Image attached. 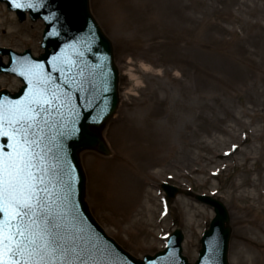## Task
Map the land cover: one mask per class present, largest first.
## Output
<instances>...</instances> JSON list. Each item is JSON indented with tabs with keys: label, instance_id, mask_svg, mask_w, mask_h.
Segmentation results:
<instances>
[{
	"label": "rangeland",
	"instance_id": "rangeland-1",
	"mask_svg": "<svg viewBox=\"0 0 264 264\" xmlns=\"http://www.w3.org/2000/svg\"><path fill=\"white\" fill-rule=\"evenodd\" d=\"M112 43L119 105L100 129L109 153L85 149L89 211L137 259L184 234L194 263L229 210L230 264H264V0H89ZM44 23L0 2V47L40 56ZM7 63L8 58L0 55ZM22 82L0 73V91ZM163 183L179 187L169 198Z\"/></svg>",
	"mask_w": 264,
	"mask_h": 264
},
{
	"label": "water",
	"instance_id": "water-1",
	"mask_svg": "<svg viewBox=\"0 0 264 264\" xmlns=\"http://www.w3.org/2000/svg\"><path fill=\"white\" fill-rule=\"evenodd\" d=\"M0 2L16 12L21 22L29 14L34 22L42 20L45 24L44 53L39 57L31 50L17 53L0 48V53L10 59L5 64L0 58V72L15 75L23 83L15 93L0 91V164L15 161L25 149L29 155L43 150L42 164L47 169L44 183H31L37 188L46 187L47 192L40 195H47L54 207L67 213L76 230L95 244L98 251L93 259L103 264H192L183 255L184 234L180 229L171 235L164 251L136 259L106 234L85 201L86 175L79 153L85 149L109 153L100 129L119 105V73L112 43L92 16L89 0ZM29 123L34 125L29 129V139L33 130L43 137L39 149L23 142V127ZM35 159L40 162L38 157ZM32 171L41 174L39 168ZM163 189L170 198L181 193L179 187L168 183ZM19 193L27 194L24 187ZM197 199L211 206L215 217L201 239L195 264H230L231 229L226 205L207 195ZM0 208V264H24L26 259L33 264L27 252L17 254L18 236L10 243L5 239L15 234L22 219L15 213L20 209L7 200L0 201Z\"/></svg>",
	"mask_w": 264,
	"mask_h": 264
},
{
	"label": "snow or ice",
	"instance_id": "snow-or-ice-1",
	"mask_svg": "<svg viewBox=\"0 0 264 264\" xmlns=\"http://www.w3.org/2000/svg\"><path fill=\"white\" fill-rule=\"evenodd\" d=\"M29 129H34V125L29 123L23 127V142L39 149L43 137L33 130L29 139ZM28 151L25 149L18 154L15 161L0 164V201L7 200L16 205L20 211L15 214L22 217L15 234L5 239L10 243L18 236L17 254L27 252L33 264H103V261L93 259L98 251L95 244L76 230L67 213L54 207L47 195H40L46 193L47 188H37L36 184L31 183L37 181L43 184L47 169L42 164L43 150L32 151L31 155ZM37 157L40 162L36 161ZM33 168H39L41 174L37 176ZM20 187H24L26 195L19 193ZM23 217L28 219L24 220ZM24 264H29V260L26 259Z\"/></svg>",
	"mask_w": 264,
	"mask_h": 264
}]
</instances>
